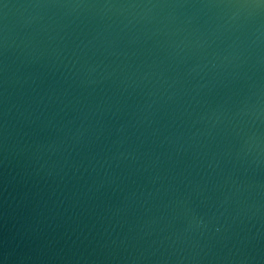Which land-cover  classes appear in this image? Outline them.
<instances>
[{
    "label": "water",
    "instance_id": "obj_1",
    "mask_svg": "<svg viewBox=\"0 0 264 264\" xmlns=\"http://www.w3.org/2000/svg\"><path fill=\"white\" fill-rule=\"evenodd\" d=\"M0 264H264V0H0Z\"/></svg>",
    "mask_w": 264,
    "mask_h": 264
}]
</instances>
